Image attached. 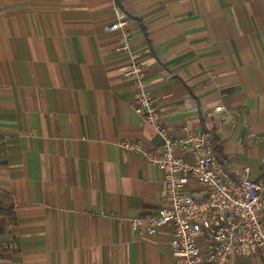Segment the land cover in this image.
Wrapping results in <instances>:
<instances>
[{
    "label": "crops",
    "instance_id": "0c3cea01",
    "mask_svg": "<svg viewBox=\"0 0 264 264\" xmlns=\"http://www.w3.org/2000/svg\"><path fill=\"white\" fill-rule=\"evenodd\" d=\"M118 9L170 133L213 131L232 176L262 174L264 0H0V264H175L166 224L141 234L129 221L164 184L119 145L161 137L104 28Z\"/></svg>",
    "mask_w": 264,
    "mask_h": 264
},
{
    "label": "built area",
    "instance_id": "2783aa9c",
    "mask_svg": "<svg viewBox=\"0 0 264 264\" xmlns=\"http://www.w3.org/2000/svg\"><path fill=\"white\" fill-rule=\"evenodd\" d=\"M128 23L126 11L118 9L104 28L116 34L115 48L126 57L123 73L132 79L131 103L161 142L150 146L130 137L120 139L119 145L144 154L162 172L164 184L161 204L129 221L141 234H153L159 223L166 224L173 236L175 264H235L239 257L256 254L264 264V152L259 178H251L247 166L242 175L234 177L215 150L213 131L189 129L184 137L173 136L145 84V69L132 51ZM224 109L220 104L214 112ZM195 185L204 188L203 195L191 192Z\"/></svg>",
    "mask_w": 264,
    "mask_h": 264
},
{
    "label": "trees",
    "instance_id": "16d2710c",
    "mask_svg": "<svg viewBox=\"0 0 264 264\" xmlns=\"http://www.w3.org/2000/svg\"><path fill=\"white\" fill-rule=\"evenodd\" d=\"M215 141H216V139H215ZM215 150H216V152H217V154H218V156L220 157V149H219V147L218 146H215ZM222 158V157H221Z\"/></svg>",
    "mask_w": 264,
    "mask_h": 264
}]
</instances>
